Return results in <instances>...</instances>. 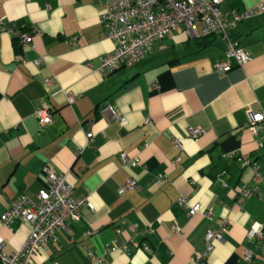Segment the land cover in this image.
Returning a JSON list of instances; mask_svg holds the SVG:
<instances>
[{
	"label": "crops",
	"instance_id": "1",
	"mask_svg": "<svg viewBox=\"0 0 264 264\" xmlns=\"http://www.w3.org/2000/svg\"><path fill=\"white\" fill-rule=\"evenodd\" d=\"M113 1L0 0V21L33 34L31 46L21 47L0 30V216L21 194L36 196L50 169L94 212L82 210L79 220L66 221L32 264H91L89 253L104 256L107 244L132 237L139 246L110 254L111 264H192L205 249V234L222 219L229 222L225 242L214 244L207 264H246V250L258 263L260 242L247 240L246 233L264 225V182L256 183L242 158L256 163L264 178V146L257 145L264 144V129L253 136L246 127L248 112L264 113V14L231 32L250 60L243 66L232 60L226 74L215 68L225 57L219 34L193 38L178 29L139 63L103 75L100 58L115 44L105 38L99 16L102 4ZM261 5L264 0H220L219 9L244 13ZM47 78L53 80L49 86ZM66 91L76 95L71 105ZM41 103L54 112L49 126L41 127L34 116ZM105 105L126 124L101 116ZM192 128L200 129L198 138L190 136ZM86 133L93 134L89 148ZM158 174L166 176L160 186L153 183ZM128 179L137 189L120 195ZM243 185L257 187L260 195L238 205ZM179 198L191 208L199 205L201 214L189 218ZM172 226L181 231L172 233ZM147 228L151 234L144 233ZM29 233L19 220L11 230L0 224L3 252H17Z\"/></svg>",
	"mask_w": 264,
	"mask_h": 264
},
{
	"label": "built area",
	"instance_id": "2",
	"mask_svg": "<svg viewBox=\"0 0 264 264\" xmlns=\"http://www.w3.org/2000/svg\"><path fill=\"white\" fill-rule=\"evenodd\" d=\"M220 0H115L102 4V11L99 16L100 24L105 32V38L115 44L114 51L100 58L99 72L103 75H110L123 67H131L139 63L153 49V46L159 42L171 37L178 29H182L188 36L193 38L207 37L219 34L224 40V60L218 62L215 66L216 71L226 74L232 69L231 61L237 66L245 65L249 60V53L237 41L231 39V32L237 25L244 20L257 17L264 14V6L255 10H249L244 13L235 11L224 14L219 9ZM48 7V6H47ZM0 30L11 34L21 47H30L32 42V33L21 32L15 27L7 28L3 21H0ZM37 33L36 31H34ZM18 61H24L22 57H17ZM39 66L40 60L33 62ZM52 79L44 80V85L49 86ZM156 87V85L154 86ZM66 102L71 105L75 102L76 95L72 92H65ZM101 116L108 121L117 122L124 126L126 119L117 113L112 106L105 105L100 110ZM34 116L41 127L49 126L54 122V112L52 108L41 103L35 110ZM149 123V120L145 121ZM247 129L256 136L264 129V113L248 112ZM200 129L192 128L190 136L198 138ZM92 133L85 134V148L91 147ZM178 148L179 141L174 139ZM259 147L264 146L257 142ZM82 152V149L79 150ZM123 163L129 162L124 154H121ZM136 165L139 160H131ZM180 159L172 162V165L178 163ZM242 167L251 168L256 183L264 182V178L258 173L256 163L250 161L247 157L242 158ZM47 184L34 197L21 194L11 206L0 216V224L11 230L12 224L19 220L30 226V233L24 245L15 253L7 255L0 246L1 264H32V259L41 249H46L49 243L56 241V232L65 227L68 220H79L82 210L94 212V206L87 198H76L73 195L72 188L67 184L65 177L57 175L50 169H45ZM225 175V172L222 173ZM166 176L158 174L153 183L160 186L165 183ZM137 189V182L134 179H128L125 184L119 187V194ZM236 203L239 205L245 199L260 195L257 187L247 188L245 185L238 189ZM179 206L187 210L189 218L201 214L199 205L189 207L184 198L177 200ZM209 216L210 212L202 214ZM229 229L228 219H222L218 223L216 230H210L205 234V249L202 253L196 254L192 259V264H207L210 254L214 250V244L225 242L224 234ZM131 234L136 231V226H129ZM181 228L172 226V233H179ZM116 233H120L119 229ZM144 233L151 234L152 229L147 228ZM249 241H258L262 248L261 260L255 262L254 252L246 250L243 261L246 264H264V225L254 224L246 233ZM130 245H137L132 237L127 242L120 245L114 243L105 246L104 256H95L89 253L88 257L91 264H111L108 257L117 251L127 252ZM142 250L150 253L147 245L142 246Z\"/></svg>",
	"mask_w": 264,
	"mask_h": 264
},
{
	"label": "trees",
	"instance_id": "3",
	"mask_svg": "<svg viewBox=\"0 0 264 264\" xmlns=\"http://www.w3.org/2000/svg\"><path fill=\"white\" fill-rule=\"evenodd\" d=\"M16 39L13 38V41L15 42ZM15 45H18V41L15 42ZM1 264V263H0Z\"/></svg>",
	"mask_w": 264,
	"mask_h": 264
}]
</instances>
